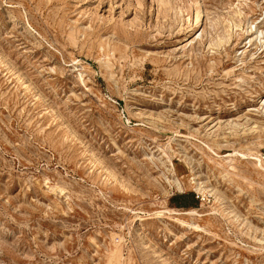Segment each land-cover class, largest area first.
Wrapping results in <instances>:
<instances>
[{
  "label": "rangeland",
  "instance_id": "1",
  "mask_svg": "<svg viewBox=\"0 0 264 264\" xmlns=\"http://www.w3.org/2000/svg\"><path fill=\"white\" fill-rule=\"evenodd\" d=\"M0 264H264V0H0Z\"/></svg>",
  "mask_w": 264,
  "mask_h": 264
},
{
  "label": "trees",
  "instance_id": "2",
  "mask_svg": "<svg viewBox=\"0 0 264 264\" xmlns=\"http://www.w3.org/2000/svg\"><path fill=\"white\" fill-rule=\"evenodd\" d=\"M187 195H189V193H181V194H177V195H175L174 197H173V199L174 200H176V199H179V198H183V197H185V196H187ZM182 204L181 202H179L178 201V204Z\"/></svg>",
  "mask_w": 264,
  "mask_h": 264
},
{
  "label": "bare ground",
  "instance_id": "3",
  "mask_svg": "<svg viewBox=\"0 0 264 264\" xmlns=\"http://www.w3.org/2000/svg\"><path fill=\"white\" fill-rule=\"evenodd\" d=\"M243 155H245V154H243ZM251 155H252V154H251ZM255 158L260 160V158H259V157H256V156H255ZM259 164H260V161H259Z\"/></svg>",
  "mask_w": 264,
  "mask_h": 264
}]
</instances>
